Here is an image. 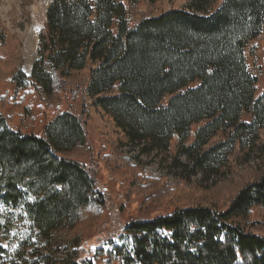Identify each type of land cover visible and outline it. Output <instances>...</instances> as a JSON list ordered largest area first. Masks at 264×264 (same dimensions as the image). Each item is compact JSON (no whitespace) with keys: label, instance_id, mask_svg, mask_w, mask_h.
Instances as JSON below:
<instances>
[{"label":"trees","instance_id":"1","mask_svg":"<svg viewBox=\"0 0 264 264\" xmlns=\"http://www.w3.org/2000/svg\"><path fill=\"white\" fill-rule=\"evenodd\" d=\"M215 1L189 0L185 9L135 23L129 13L137 0L129 7L51 1L31 75L15 70L7 79L15 90L0 105L27 111L35 93L44 108L63 93L86 95L119 130L120 149L171 153L177 173L165 182L119 155L115 164L131 173L132 188L167 213L129 222L93 258L75 260L68 250L80 245L107 199L96 170L74 159L87 147L85 123L58 112L38 135L11 128L0 110V201L22 207L44 243L31 260L9 259L0 248V264H264V93L256 96L258 79L246 60L263 30L264 0H223L209 13ZM226 183L233 195L225 210L195 199ZM185 201L198 204L182 207Z\"/></svg>","mask_w":264,"mask_h":264},{"label":"rangeland","instance_id":"2","mask_svg":"<svg viewBox=\"0 0 264 264\" xmlns=\"http://www.w3.org/2000/svg\"><path fill=\"white\" fill-rule=\"evenodd\" d=\"M51 1L0 0V97L6 91L13 94L15 87L7 83V79L15 70L21 68L27 76L31 75L33 63L38 58L39 34L46 30V13ZM120 1L126 7L132 3V0ZM222 1L216 0L209 13L214 12ZM188 2L189 0H163L150 4L147 0H137L134 10L129 13V21L135 23L144 17L159 16L172 9H185ZM33 34L35 41L33 45H28V39ZM246 60L249 71L258 79L256 96H260L264 93V25L262 33L249 43ZM84 73H88V70ZM88 98L84 95L78 96L76 100L63 93L59 101L44 108L41 96L35 93L27 98V111L0 105V110L10 119L9 126L23 132L34 129L40 135L43 126L53 120L58 112H72L81 116L85 123L87 147L85 151L78 152L74 159L96 170L97 186L107 190V199L99 220L82 231L80 245L68 250V254L76 251L75 260L79 257L93 258L100 245L109 238L117 239L129 222L149 220L167 213L164 206L146 200L145 195L132 188L131 173L126 167L115 164L119 155H123L132 165L141 162L146 173L164 176L165 182L172 181L177 173V169L169 162L171 153L140 154L141 146L120 149L117 144L119 130L102 109L91 106ZM261 141L264 142V131L261 133ZM259 154L260 149H255L249 156L250 170H256ZM181 159L184 163L187 162L185 158ZM253 171L249 173L254 174ZM193 178L201 180L200 175ZM232 195L233 187L226 183L218 185L215 191L199 193L195 199L202 201L205 206L225 210ZM196 204L198 203L185 201L181 206ZM43 245L25 210L22 207H7L0 201V246H5L2 249L7 251L9 259H36L34 255L42 252Z\"/></svg>","mask_w":264,"mask_h":264},{"label":"bare ground","instance_id":"3","mask_svg":"<svg viewBox=\"0 0 264 264\" xmlns=\"http://www.w3.org/2000/svg\"><path fill=\"white\" fill-rule=\"evenodd\" d=\"M39 5V4H38ZM37 10V9H36ZM44 10H45V8H44ZM33 14H34V11H33ZM34 16V15H33ZM35 21V20H34ZM33 31L34 30H32V33H33ZM36 33V32H35ZM34 33V34H35ZM34 34H33V36L32 37H30L29 39H28V45H33V43H34V41H35V38H34ZM30 55V54H29ZM29 62H30V59H29Z\"/></svg>","mask_w":264,"mask_h":264},{"label":"snow or ice","instance_id":"4","mask_svg":"<svg viewBox=\"0 0 264 264\" xmlns=\"http://www.w3.org/2000/svg\"><path fill=\"white\" fill-rule=\"evenodd\" d=\"M2 247H5V246H0V248H2Z\"/></svg>","mask_w":264,"mask_h":264},{"label":"crops","instance_id":"5","mask_svg":"<svg viewBox=\"0 0 264 264\" xmlns=\"http://www.w3.org/2000/svg\"><path fill=\"white\" fill-rule=\"evenodd\" d=\"M25 72V71H24Z\"/></svg>","mask_w":264,"mask_h":264}]
</instances>
